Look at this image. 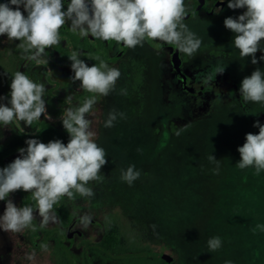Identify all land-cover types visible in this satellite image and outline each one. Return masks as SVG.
Segmentation results:
<instances>
[{"label": "rangeland", "instance_id": "rangeland-1", "mask_svg": "<svg viewBox=\"0 0 264 264\" xmlns=\"http://www.w3.org/2000/svg\"><path fill=\"white\" fill-rule=\"evenodd\" d=\"M6 2L9 0H0V4ZM228 2L208 0L207 11L203 9L185 22L203 41L194 56L159 40L153 48L144 43L140 49L116 42L111 58L125 54L119 61L107 63L118 68L121 77L115 91L97 97L88 117L108 161L101 169V180L89 182L94 197H63L54 206L59 222L44 228L39 227L38 212L34 213L38 230L34 241L39 246L33 242L31 228L21 233L0 229V264H72L73 260L86 264L82 243H100L105 238L120 250L148 249L168 256L172 264H224L226 260L264 264V231H252L264 224V171L256 175L253 167L241 170L236 166L240 161L237 149L246 142V134L259 133L253 127L257 121L264 125V104L244 101L239 89L242 80L257 68L264 71V61L253 65L251 57H240L233 45L234 34L225 28L224 20L236 18L246 9L231 10ZM68 3L64 0L65 11ZM187 8L191 9L190 2ZM203 32H210L211 39H205ZM19 43L0 36V97L10 99L11 78L17 71L24 72L49 90L44 99L51 119L42 115L37 128L24 122L0 125V153L21 136L55 138L53 130H60L62 123L56 118L62 108L60 99L71 95L64 109L75 107L73 98L81 91L80 82L72 80L71 66L56 64L49 69V62L58 60L56 52L46 49L48 64L37 65L21 59ZM261 55L264 52L256 53L258 60ZM218 63L227 66L224 73L205 84V75ZM122 88L127 95L119 94ZM0 103L7 104V100ZM112 109L125 113L126 119L105 128ZM180 129L184 130L177 136ZM210 154L220 161L219 174L213 172L216 164L209 162ZM18 156L16 152L5 163ZM129 165L141 171L131 186L120 179L121 169ZM8 198L17 207L35 202L31 193L22 190ZM5 208L6 201H0V216ZM85 213L93 217L86 230L77 227L79 216ZM71 224H75L71 231L82 235L74 232L72 241L64 242L67 253L55 238L45 241L47 252L41 249L45 231L59 229L67 234ZM215 236L222 239V247L210 252L207 241ZM33 251L36 257L28 261L26 254ZM88 255L92 264H114L93 252Z\"/></svg>", "mask_w": 264, "mask_h": 264}, {"label": "clouds", "instance_id": "clouds-1", "mask_svg": "<svg viewBox=\"0 0 264 264\" xmlns=\"http://www.w3.org/2000/svg\"><path fill=\"white\" fill-rule=\"evenodd\" d=\"M223 3V0H220ZM15 6V7H13ZM23 7V12L21 11ZM231 10L246 9L236 18L228 17L224 26L234 34L233 45L239 50L241 58L251 57L253 65L264 61V55L256 57L258 51L264 52V0H229ZM217 13L222 9H216ZM188 8L185 0H70L64 10V0H9L0 4V36L9 41H20L21 59L34 61L37 65L48 64L44 58L45 50L60 43L59 30L70 22V29L80 37L115 41L134 49L143 46L146 39L159 40L189 57L200 49L202 39L190 30L185 23ZM24 13H27L25 16ZM80 53L73 51L69 59L74 73L73 81H79L82 89L94 95L86 98L76 107H68L61 116L62 126L69 135L65 145L61 140L48 143L37 139L25 141L27 148L18 149L19 156L6 167L0 168V201H6L3 216H0V229L5 232L21 233L31 228L36 231L34 213L39 214V227L59 222L54 206L62 197L69 200L75 195L92 198L95 193L89 182L101 180V169L108 163L107 152L97 142V132L93 130V121L89 119L97 97L108 96L116 90L121 71L101 60L99 65L89 67L80 59ZM97 59H99L97 57ZM227 66L217 64L212 72L204 77V83L210 84L218 74H223ZM10 99L7 104L0 103V125L7 127L14 122H24L31 126L46 112L44 83H36L24 72L17 71L11 78ZM240 96L246 102L264 104V71L257 68L249 77H245L239 89ZM120 95H127L122 88ZM66 100H72L69 95ZM118 119H126V114L112 109L104 121L105 128L114 127ZM253 127L258 134L248 133L245 143L237 151L241 170L253 167L256 175L264 171V125L257 121ZM184 129L176 132L179 136ZM215 163L214 174H219L220 161L213 155L208 156ZM141 176L135 165L121 169L120 179L131 186ZM31 193L35 200L32 206L17 207L9 199L16 191ZM93 217L85 213L79 216L77 227L87 229ZM257 230L264 231V224H257ZM41 249L48 251L49 245L42 243ZM210 252L222 247L219 236L207 241ZM35 251L26 254L28 261H34ZM224 264H233L226 260Z\"/></svg>", "mask_w": 264, "mask_h": 264}, {"label": "trees", "instance_id": "trees-1", "mask_svg": "<svg viewBox=\"0 0 264 264\" xmlns=\"http://www.w3.org/2000/svg\"><path fill=\"white\" fill-rule=\"evenodd\" d=\"M60 40H66L68 45L63 46L62 44L54 45L52 48H54L58 54L61 56V59H66L67 63H72L69 57L71 56V53L73 51H81L86 50L87 55H80V59L84 60V62H88L89 59L86 58V56H91L93 59H97V57L100 59H106L108 56V50L113 46L114 41H110L108 46H104V43L102 40H99L96 42L95 46H92L90 41L87 37H80L77 33H74L70 29V22L68 24H65L60 31ZM100 48V53L96 54V49ZM96 64V63H94ZM94 64H87L89 67L93 66ZM35 82V81H34ZM88 93L83 89L81 93H79L74 99L76 101H79L78 105L82 104L86 98H88ZM64 104H66L65 101H63ZM64 110L59 113L57 116L58 119H61V116L63 115ZM33 126L39 127L38 121H34L32 123ZM53 132L55 133L56 137L52 139H46V138H38L37 136L29 137V136H21L17 138L12 145L0 153V168L6 167L9 164H6L4 162V158L6 156H9L11 154H14L18 152V149L21 148H27V144L25 143L28 139H37L40 142L48 143L53 140H61L65 145H67L69 141V135L63 128L61 124V129L56 130L54 129ZM36 133V131H35ZM36 202H34L32 206L35 209ZM34 225V224H33ZM35 226V225H34ZM36 227V226H35ZM50 234V233H49ZM37 235V228L36 231H32V237L34 240L36 239ZM51 235V234H50ZM47 237H49L47 235ZM102 246L106 247V251L103 253L106 254L107 257L114 259L117 264H172V261L166 260L164 256L162 255H156L152 252H150L148 249L146 250H135V251H126V250H120L117 249L115 243L113 241H110V239L105 238L103 242L101 243ZM114 251H112V249ZM109 253H112L113 256L109 255Z\"/></svg>", "mask_w": 264, "mask_h": 264}, {"label": "flooded vegetation", "instance_id": "flooded-vegetation-1", "mask_svg": "<svg viewBox=\"0 0 264 264\" xmlns=\"http://www.w3.org/2000/svg\"><path fill=\"white\" fill-rule=\"evenodd\" d=\"M69 3H70V0H67ZM188 2H190L191 3V9L190 10H188V12H187V18L185 19V22L186 21H191V20H193L194 19V17H196V15H198V13H200L203 9L204 10H206L207 11V3H208V0H204V3H201V0H185V4H186V6H187V3ZM193 23V22H192ZM61 31V30H60ZM204 33V36L206 37L205 39H211V35H210V32H203ZM88 38V40L90 41V43H91V45L92 46H95L96 45V42L97 41H99V40H101V39H96V38H92L91 36H89V37H87ZM103 41V40H102ZM65 43H67V41L66 40H60V44H62L63 46H67L68 45V43H67V45L65 44ZM103 43H104V46L106 47V46H108L109 45V43H110V41H103ZM146 45H148L149 47H155L156 46V43H157V40H148V39H146L145 40V42H144ZM115 44H116V42L114 41V43H113V46L108 50V56L106 57V59H93L91 56L89 57V56H86V58L87 59H89V61L88 62H85L86 64H94V63H96V65H99V63H100V61L101 60H103V61H105L106 63L107 62H116V61H119L120 59H121V57H123V55L125 54V52L123 51V52H121V53H119V55H117L115 58H111V53H112V50L114 49V47H115ZM144 44V45H145ZM140 47L141 46H137L136 48L137 49H140ZM49 49H51V50H53V52H56L57 53V56H58V60L57 61H55V62H53V61H50L49 62V69L51 70L54 66H56V64H60V65H63V66H71V64L72 63H67V61H66V59H61L60 57V55L58 54V52L54 49V48H49ZM100 48H98V49H96V54L97 53H100ZM79 53L81 54V55H87V51L86 50H81V51H79ZM47 54H48V56L50 57V55L52 54V52L49 50V51H47ZM30 78V77H29ZM30 79H32L33 81H35L36 83H37V79L36 78H34V77H31ZM81 87V86H80ZM83 91V89L81 88V91L79 92V93H81ZM45 93L47 94V93H49V90H46L45 91ZM44 93V94H45ZM79 93H77L75 96H74V98L79 94ZM89 96H90V93H88V98H89ZM73 98V101L72 102H77V105H78V103H79V101H76L75 99ZM63 101H65L66 102V104H64L63 103ZM60 102L62 103V108H61V110L57 113V116L59 115V113L60 112H62L63 110H65L64 109V106H66L67 104H69V102L67 101V100H65V99H60ZM76 105V106H77ZM75 106V107H76ZM57 116H56V118H57ZM58 119V118H57ZM58 120H61V119H58ZM38 123H39V120H38ZM62 124V123H61ZM61 124H60V126H61ZM34 127H36L37 128V126H34ZM60 129H61V127H60ZM34 133H35V131H34ZM37 133V132H36ZM35 133V134H36ZM30 137V136H29ZM15 154V153H14ZM14 154H11V155H14ZM11 155H9V156H11ZM9 156H6L5 158H4V162H5V159L7 158V157H9ZM63 199V197L61 198V200ZM61 200H60V202H61ZM59 202V203H60ZM58 203V204H59ZM75 226V224H71L70 226H69V231L67 232V234H65V233H63L61 230H59V229H55V230H53V231H50V232H47V231H45V237L43 238V240H42V242H44L45 243V241H48V240H50V239H52V238H55V240L57 241V244L58 245H60L61 246V248L67 253V248H66V246H64V242L67 240V241H72V239H73V235H74V232H75V234H78L79 236H81L82 235V233L81 232H78V231H71V229L73 228ZM51 235H50V234ZM53 234V235H52ZM47 235L49 236V237H47ZM53 236V237H52ZM38 237V230H37V235H36V238ZM32 239H33V242H34V244L36 245V246H39V243H37V242H35L34 241V238L32 237ZM103 242V241H102ZM102 242H100V243H92L91 241H84L83 243H82V245L83 246H85V256H84V261L86 262V264H92V258L88 255V253L89 252H93L94 253V255H95V257L96 256H98L99 258H100V260H102V261H107V262H111V263H116L117 264V262H115V260L114 259H111V258H109V257H107L106 256V254L105 253H103L104 251H106V247H104V246H102L101 245V243ZM112 249V251H114V249L113 248H111ZM109 255H111V256H113V254L112 253H109ZM156 255H159V254H156ZM162 256H164V255H162ZM74 261V260H73ZM72 261V264H75V261L73 262Z\"/></svg>", "mask_w": 264, "mask_h": 264}, {"label": "water", "instance_id": "water-1", "mask_svg": "<svg viewBox=\"0 0 264 264\" xmlns=\"http://www.w3.org/2000/svg\"><path fill=\"white\" fill-rule=\"evenodd\" d=\"M201 3H204V0H201ZM187 17H188V16H186V18H187ZM164 258H165L166 260H169V261L171 260L170 257L165 256V255H164Z\"/></svg>", "mask_w": 264, "mask_h": 264}]
</instances>
